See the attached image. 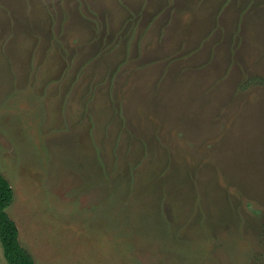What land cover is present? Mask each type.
<instances>
[{"label": "rangeland", "instance_id": "1", "mask_svg": "<svg viewBox=\"0 0 264 264\" xmlns=\"http://www.w3.org/2000/svg\"><path fill=\"white\" fill-rule=\"evenodd\" d=\"M0 173L35 264H264V0H0Z\"/></svg>", "mask_w": 264, "mask_h": 264}, {"label": "trees", "instance_id": "2", "mask_svg": "<svg viewBox=\"0 0 264 264\" xmlns=\"http://www.w3.org/2000/svg\"><path fill=\"white\" fill-rule=\"evenodd\" d=\"M13 199L9 181L0 173V244L8 264H35L31 254L19 243L18 229L7 207Z\"/></svg>", "mask_w": 264, "mask_h": 264}]
</instances>
